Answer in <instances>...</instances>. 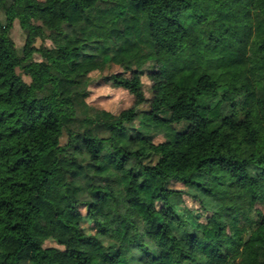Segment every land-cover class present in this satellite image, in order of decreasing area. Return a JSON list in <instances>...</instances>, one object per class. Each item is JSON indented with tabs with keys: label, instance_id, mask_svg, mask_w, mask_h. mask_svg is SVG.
<instances>
[{
	"label": "trees",
	"instance_id": "16d2710c",
	"mask_svg": "<svg viewBox=\"0 0 264 264\" xmlns=\"http://www.w3.org/2000/svg\"><path fill=\"white\" fill-rule=\"evenodd\" d=\"M0 264H264V0H0Z\"/></svg>",
	"mask_w": 264,
	"mask_h": 264
},
{
	"label": "rangeland",
	"instance_id": "374dc122",
	"mask_svg": "<svg viewBox=\"0 0 264 264\" xmlns=\"http://www.w3.org/2000/svg\"><path fill=\"white\" fill-rule=\"evenodd\" d=\"M10 37L14 42L16 49L20 53L24 45V35L22 33V30L20 29L17 20H15L12 23V28L10 30ZM41 45L48 47L51 46L49 41L42 42L39 39L36 40L35 47H40ZM33 58H34V62L40 64L39 76L47 77L51 72L48 69V67L44 63H42L40 56L34 54ZM18 73L21 72L18 70ZM116 73H122V69L118 66L111 65L108 68H106L104 72H93L90 74V84L88 87L89 95L88 98L86 99V103L90 107L96 109H104L113 114H118L123 111L121 117L126 118L132 112V106L134 104L139 103L142 100V94L145 95L146 98H149L153 105L156 104V101L153 98H151L149 92L150 83L146 75H143L141 77L140 83L138 81H133L130 78H128L129 76L128 73L124 74L125 77L119 78L117 80L118 83L116 85L105 84L101 80V78L105 75L116 74ZM22 77L25 81L29 82L28 77L24 75ZM132 95H136V100ZM140 109L142 110L147 109V105L141 106ZM154 141L156 143L161 142L162 138L156 137ZM61 142L64 143L65 139H61ZM205 145H206L205 138L201 137L198 138L196 141H194L190 158L196 159L202 157L204 155ZM214 154L216 156L225 155L224 152H220V151H215ZM165 161L167 164H169L168 169L170 170H175L183 166L185 163V159L180 156L167 157ZM184 205L186 207H192V203L187 198H185ZM84 227H87L86 224L84 225ZM46 245L55 246L51 242H47Z\"/></svg>",
	"mask_w": 264,
	"mask_h": 264
}]
</instances>
